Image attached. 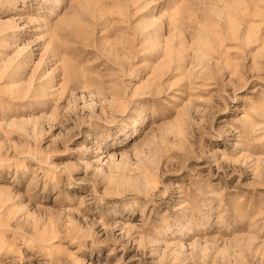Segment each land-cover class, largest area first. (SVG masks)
I'll return each instance as SVG.
<instances>
[{
  "label": "rangeland",
  "instance_id": "obj_1",
  "mask_svg": "<svg viewBox=\"0 0 264 264\" xmlns=\"http://www.w3.org/2000/svg\"><path fill=\"white\" fill-rule=\"evenodd\" d=\"M0 264H264V0H0Z\"/></svg>",
  "mask_w": 264,
  "mask_h": 264
}]
</instances>
